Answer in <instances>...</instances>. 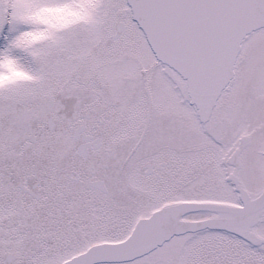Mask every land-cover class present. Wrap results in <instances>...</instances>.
<instances>
[{
	"label": "snow or ice",
	"instance_id": "snow-or-ice-1",
	"mask_svg": "<svg viewBox=\"0 0 264 264\" xmlns=\"http://www.w3.org/2000/svg\"><path fill=\"white\" fill-rule=\"evenodd\" d=\"M0 264H264V0H0Z\"/></svg>",
	"mask_w": 264,
	"mask_h": 264
}]
</instances>
